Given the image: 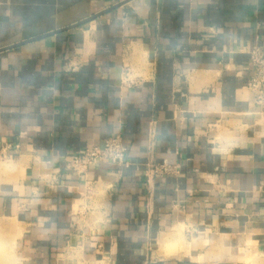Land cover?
Segmentation results:
<instances>
[{"label": "crops", "instance_id": "0c3cea01", "mask_svg": "<svg viewBox=\"0 0 264 264\" xmlns=\"http://www.w3.org/2000/svg\"><path fill=\"white\" fill-rule=\"evenodd\" d=\"M256 47L264 0H0V233L16 264H264ZM117 134L128 166L67 169ZM165 160L176 172L148 180Z\"/></svg>", "mask_w": 264, "mask_h": 264}, {"label": "built area", "instance_id": "2783aa9c", "mask_svg": "<svg viewBox=\"0 0 264 264\" xmlns=\"http://www.w3.org/2000/svg\"><path fill=\"white\" fill-rule=\"evenodd\" d=\"M251 67L253 75L250 82L255 102L264 112V50L256 47L251 53ZM128 148L124 143L122 134H117L108 138L102 146H93L84 151L71 156L67 163V169L75 176H85L89 167L97 159H107L118 166H128L127 161ZM176 172V167L167 160L148 165L146 178L148 180L160 179Z\"/></svg>", "mask_w": 264, "mask_h": 264}, {"label": "rangeland", "instance_id": "374dc122", "mask_svg": "<svg viewBox=\"0 0 264 264\" xmlns=\"http://www.w3.org/2000/svg\"><path fill=\"white\" fill-rule=\"evenodd\" d=\"M15 250L14 240L0 233V264H16Z\"/></svg>", "mask_w": 264, "mask_h": 264}, {"label": "water", "instance_id": "95a60500", "mask_svg": "<svg viewBox=\"0 0 264 264\" xmlns=\"http://www.w3.org/2000/svg\"><path fill=\"white\" fill-rule=\"evenodd\" d=\"M102 15V14H101Z\"/></svg>", "mask_w": 264, "mask_h": 264}]
</instances>
